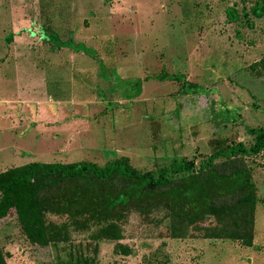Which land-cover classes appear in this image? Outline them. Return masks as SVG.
<instances>
[{
	"label": "rangeland",
	"instance_id": "1",
	"mask_svg": "<svg viewBox=\"0 0 264 264\" xmlns=\"http://www.w3.org/2000/svg\"><path fill=\"white\" fill-rule=\"evenodd\" d=\"M233 1L0 0V172L119 156L137 171L196 166L216 146H247L248 129L264 127V19L253 30L227 23ZM246 163L257 199L248 246L202 239L211 219L171 231L163 213H130L117 242L73 232L38 248L9 212L4 264H66L68 254L96 264H264V153Z\"/></svg>",
	"mask_w": 264,
	"mask_h": 264
},
{
	"label": "trees",
	"instance_id": "2",
	"mask_svg": "<svg viewBox=\"0 0 264 264\" xmlns=\"http://www.w3.org/2000/svg\"><path fill=\"white\" fill-rule=\"evenodd\" d=\"M223 17L253 30L254 21L264 19V0H235L224 7ZM248 134L252 141L247 146H216L196 166L181 159L137 171L119 156L101 166L31 162L7 169L0 172V220L13 213L29 245L46 248L67 242L73 232H89L94 243L117 242L130 213H163L171 231L211 219V226L197 230L202 239L239 240L248 246L257 199L246 159L264 153V127L248 129ZM68 256L66 264H96L84 256Z\"/></svg>",
	"mask_w": 264,
	"mask_h": 264
}]
</instances>
